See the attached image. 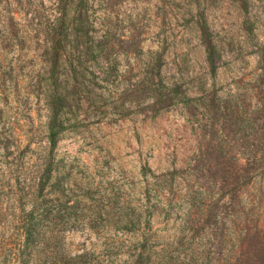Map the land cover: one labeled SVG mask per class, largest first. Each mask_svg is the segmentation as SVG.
<instances>
[{
  "label": "trees",
  "instance_id": "trees-1",
  "mask_svg": "<svg viewBox=\"0 0 264 264\" xmlns=\"http://www.w3.org/2000/svg\"><path fill=\"white\" fill-rule=\"evenodd\" d=\"M237 1L248 10L246 0ZM248 24L246 18V29ZM197 27L209 72L215 75L220 47L206 13L199 15ZM109 40L90 0H0V196L7 189L24 247L41 248L45 264H264V232L244 220L237 225L242 217L233 207L240 190L264 173V151L244 153L247 166L238 170L245 174L235 178L230 202L222 206L234 212L229 215L234 232L225 229L228 211L219 235L218 229L205 234L196 225V210L206 207L200 192L191 195L179 220L171 210L161 213L172 204L162 196L163 185L170 181L172 191L176 171L164 179L144 168L147 184L140 203L114 206L109 200L99 206L92 187L79 185L72 167L59 159L61 134L90 113L100 122L112 113L116 122L128 116V103L139 114L154 115L190 103L179 82L167 75L166 41L145 51L142 41L125 38L117 50ZM136 50L143 57L132 84L128 70L111 58L114 52L129 56ZM208 100L214 118L229 115L217 93ZM37 111L45 119L41 127ZM219 152L221 159L228 158L222 148ZM240 160L229 158L235 164ZM157 214L175 230L157 228ZM75 234L82 242L73 248L69 239Z\"/></svg>",
  "mask_w": 264,
  "mask_h": 264
},
{
  "label": "rangeland",
  "instance_id": "rangeland-1",
  "mask_svg": "<svg viewBox=\"0 0 264 264\" xmlns=\"http://www.w3.org/2000/svg\"><path fill=\"white\" fill-rule=\"evenodd\" d=\"M246 1L247 11L237 0H90L115 49H121L118 43L125 38L142 41L145 51L166 41L167 75L179 82L190 99L187 105L178 104L155 115L139 114L128 103V116L116 122L112 113L102 122L90 113L61 134L56 149L59 159L72 167L79 185L92 187L97 205H107L109 200L114 206L123 201L140 203L147 184L144 168L164 179L176 171L172 191H168L170 181L163 185L162 196L172 204L161 213L171 210L179 220L191 195L200 192L206 207L196 210V225L205 234L218 229L219 235L224 214L234 213L230 208L225 212L222 206L230 202L229 189L235 178L245 174L238 170L247 166L244 153L264 151V0ZM201 13H206L220 47L215 75L209 72L197 27ZM142 57L137 50L129 56L114 52L111 60L127 69V79L135 84ZM215 93L222 106L229 108L226 118H214L208 107ZM34 117L41 127L43 115L37 111ZM221 148L228 158L219 157ZM235 156L241 159L237 164L229 161ZM3 174L6 182L7 173ZM5 195L7 189L0 196V264H45L41 248L33 252L24 247ZM237 197L233 207L242 219L236 224L244 220L251 229L264 232V173ZM164 217L155 216L156 227L175 230L174 225H165ZM227 219L225 229L233 233V217ZM81 242L80 234L69 239L73 248Z\"/></svg>",
  "mask_w": 264,
  "mask_h": 264
}]
</instances>
